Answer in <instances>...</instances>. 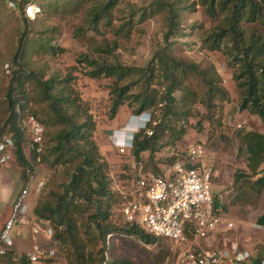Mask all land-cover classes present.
Wrapping results in <instances>:
<instances>
[{"label":"trees","instance_id":"trees-1","mask_svg":"<svg viewBox=\"0 0 264 264\" xmlns=\"http://www.w3.org/2000/svg\"><path fill=\"white\" fill-rule=\"evenodd\" d=\"M30 4L38 8L34 19L26 14ZM16 5L23 29L7 65L9 87L0 101V140L5 133L13 137L15 160L24 180L39 159L52 170L63 169V178L52 177L49 185L53 188H44L47 195L36 208L37 221H50L55 229L62 228L54 241L69 248L66 264H127L112 256L114 242L125 239L157 247L156 258L166 259L171 253L165 239L135 225L114 222V211L121 209L126 199L112 188L108 164L95 140L97 122L77 88L75 72L109 82L111 120L124 107L134 116L150 114V122L134 136L130 152L138 164L147 155V168L153 165L152 170L158 173L161 164L185 155L179 151V143L190 128L202 132L205 123L215 129L223 127L226 105L230 104V93L213 63H199L171 50L169 38L180 28L184 11H201L208 18L210 26L201 27L200 51L225 57L238 91L239 110L258 117L264 127V0H150L148 6L127 0H18ZM161 15L166 16L169 31L145 66L122 63L117 54L119 42L106 38L92 45L91 55H80L73 68L63 71L52 66L66 53L57 43L58 18L80 17L82 24L75 33L82 40H87L88 32L104 37L103 29L117 39H129L143 35L142 26ZM18 105L46 127L44 152L38 156L33 152L32 162L25 156L27 139L19 127L22 117L16 111ZM233 134V140L240 142L239 151L245 153L249 171L235 173L233 189L240 199L261 195L264 133L240 127ZM206 146L212 150L213 142ZM172 151L178 156L162 158ZM257 222L264 228V215ZM189 240L193 238L189 236ZM0 264L30 262L26 253L12 249L0 256ZM239 264H264V253L248 254Z\"/></svg>","mask_w":264,"mask_h":264},{"label":"rangeland","instance_id":"rangeland-1","mask_svg":"<svg viewBox=\"0 0 264 264\" xmlns=\"http://www.w3.org/2000/svg\"><path fill=\"white\" fill-rule=\"evenodd\" d=\"M10 1L2 0V4L0 3V101L5 90L9 87V78L5 77L8 73V61L14 56L18 47V39L23 29L20 13L15 7L11 6ZM149 1L127 0V3L137 6H148ZM35 9L38 10L37 6ZM31 12L34 14V11ZM165 17V15H161L146 22L142 26L144 30L143 35L136 34L129 39H117L108 29H103L104 37L88 32L87 40L76 37V29L82 24L80 17L67 16L65 18H58L56 19V23L60 25V35L57 43L65 49L66 53L62 57H59L56 62H53L52 66L63 71L73 68L77 64L76 60L80 55H91L92 45L97 42L101 43L105 38L109 41L117 40L119 42L117 54L122 63L130 66H145L152 59L155 51L165 42V36L169 31ZM202 26L208 28L210 23L201 11L193 13L189 11L182 12L180 28L169 38L171 50L176 54H187L199 63L205 61L206 63H213L223 78V84L226 87L224 79L228 72H232V70L221 53L207 54L200 51ZM88 39H94V41L90 43ZM75 75L78 76L77 88L84 101L90 106L91 112L97 122L95 140L108 164L112 188L118 192L130 189L133 186L134 173L138 163L130 151L125 155L120 154L112 145V136L110 135L124 129L130 117L134 114L129 107H124L119 112L118 117L115 120H111L108 117L110 102L107 86L109 82L103 79L92 80L84 76L82 72H75ZM226 107L227 109L223 115V127L215 129L208 123H205L202 132H196L194 128H190L186 137L179 143V151L184 153L190 144L199 142L200 140L208 141V144L210 142L212 144L213 142V147L211 148L217 157L215 186L217 190L223 192L226 215L233 223V228L230 230L222 229L209 239L199 240L197 243L191 241L189 244L182 246L172 241L164 240L166 249L171 253L164 260L156 258L157 247H150L133 239L117 240L114 242L113 257L125 260L127 264H175L178 254L192 245L194 248L197 247L199 249L200 247L204 250H226L231 254L241 252L256 256L257 254L264 253V228L259 227L257 222L258 218L264 215V191L261 195H253L247 197V199H240L237 196V191L233 189L235 173L238 171L249 172L245 153L239 151L240 142L238 139L233 140V130L241 127L248 131L252 130L264 133V127L258 117L239 110L237 96H233V98L230 96V104H227ZM199 109L205 114L202 106H199ZM240 113L244 115L242 118H239L240 122L235 125L234 122H230V125L227 118L232 117V121H234L236 115ZM197 122L198 120H192V123L196 124ZM222 133L227 134L228 138L224 139L221 135ZM9 136V133H5L2 139ZM148 159L146 156L143 162L145 165ZM153 167V165L149 166V169L151 168L150 170H152ZM36 169L40 179L45 180V187H48L52 177H56L59 180L63 178L62 168L52 170L43 162H37ZM52 188V186L49 187V189ZM45 191L43 190L39 194L32 193L26 202L27 204L29 203L30 218L34 224L39 222L37 221L35 211L39 205V201L43 196L47 195V191ZM113 219L116 225L124 223L120 208L114 211ZM61 231L62 228L58 227L56 229L57 235H60ZM25 233L27 234V231L23 232V235ZM39 244L45 248L47 247L43 238L40 239ZM24 246H22L24 253L33 249L32 244H25ZM54 247L57 250L60 264H66L69 248L61 241H54ZM226 264L235 263L230 260Z\"/></svg>","mask_w":264,"mask_h":264},{"label":"built area","instance_id":"built-area-1","mask_svg":"<svg viewBox=\"0 0 264 264\" xmlns=\"http://www.w3.org/2000/svg\"><path fill=\"white\" fill-rule=\"evenodd\" d=\"M11 0L12 7H17ZM36 6L30 4L26 14L30 19L36 17ZM34 11V14L33 12ZM228 83L227 78L224 79ZM22 117L19 127L26 135L25 156L32 162L33 152H44L46 127L34 116L24 113L20 105L16 109ZM150 115L131 116L125 128L114 132L112 145L125 155L133 148V139L138 131L150 122ZM132 133V135H130ZM208 141L200 140L190 144L182 158L160 165V171L154 172L144 163L135 169L133 186L121 190L126 199L121 213L125 223L135 225L154 237L172 241L180 246L187 245L193 238L194 243L213 237L220 230H230L233 223L227 218L223 192L217 190L216 153L206 146ZM16 146L13 137L0 140V165L8 164L15 158ZM178 153L172 151L165 158H173ZM40 162V159L38 160ZM45 180L40 179L34 166L28 171L23 190L14 203L10 218L0 232V256L15 248L12 233L17 225H29L26 210L27 200L32 193L39 194L45 188ZM36 238H43L46 248L36 243L26 253L30 264H60L54 247L56 229L50 221L42 220L31 229ZM110 239V237H109ZM246 253L231 254L221 249L204 250L193 245L182 250L175 264H226L230 260L239 264L247 258Z\"/></svg>","mask_w":264,"mask_h":264},{"label":"crops","instance_id":"crops-1","mask_svg":"<svg viewBox=\"0 0 264 264\" xmlns=\"http://www.w3.org/2000/svg\"><path fill=\"white\" fill-rule=\"evenodd\" d=\"M231 75H232L231 72H228V74L226 75V78L228 80V83L226 84V88L229 91L231 98H233V96L238 97V91L235 87L234 82L231 79L232 77ZM243 116H244L243 113H240L236 115L234 121H232V117L227 118V120L229 121V123L234 122L235 125L240 122L239 118H242ZM146 156L147 155H145V157ZM23 185H24V179L21 173V168L17 163V161L15 160V158H13L6 165H0V232L5 226L8 219L10 218L12 207L16 202V200L18 199L21 191L23 190ZM30 213L31 211L28 203L26 210V217H27V221L30 222V224L17 225L12 233L13 239L15 241L14 249L20 252L22 251L23 248L22 246H24L25 244L26 245L32 244L34 246L36 243H39L41 239V238H36L31 231L34 223L33 220H31L30 218ZM25 231H27V234L25 233L23 235V232Z\"/></svg>","mask_w":264,"mask_h":264},{"label":"clouds","instance_id":"clouds-1","mask_svg":"<svg viewBox=\"0 0 264 264\" xmlns=\"http://www.w3.org/2000/svg\"><path fill=\"white\" fill-rule=\"evenodd\" d=\"M148 113H144V114H142V115H147ZM150 115V114H149Z\"/></svg>","mask_w":264,"mask_h":264},{"label":"bare ground","instance_id":"bare-ground-1","mask_svg":"<svg viewBox=\"0 0 264 264\" xmlns=\"http://www.w3.org/2000/svg\"><path fill=\"white\" fill-rule=\"evenodd\" d=\"M130 135H132V133H130Z\"/></svg>","mask_w":264,"mask_h":264}]
</instances>
